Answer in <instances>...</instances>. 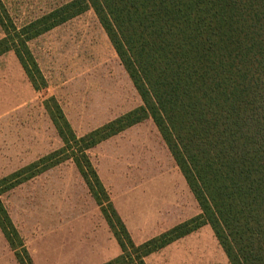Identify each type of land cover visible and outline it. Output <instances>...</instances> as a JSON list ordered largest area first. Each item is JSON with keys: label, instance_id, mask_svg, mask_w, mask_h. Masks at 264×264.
<instances>
[{"label": "trees", "instance_id": "1", "mask_svg": "<svg viewBox=\"0 0 264 264\" xmlns=\"http://www.w3.org/2000/svg\"><path fill=\"white\" fill-rule=\"evenodd\" d=\"M89 10L141 106L77 136L58 102L43 101L62 146L0 179V232L16 262L33 264L2 196L71 161L121 250L104 264H145L204 226L228 264H264V0H71L19 28L0 0V57L12 52L44 90L28 44ZM147 119L200 214L136 246L88 152Z\"/></svg>", "mask_w": 264, "mask_h": 264}, {"label": "rangeland", "instance_id": "2", "mask_svg": "<svg viewBox=\"0 0 264 264\" xmlns=\"http://www.w3.org/2000/svg\"><path fill=\"white\" fill-rule=\"evenodd\" d=\"M70 1L1 0L18 28ZM28 47L47 86L36 93L14 54L0 57V179L62 146L43 108L47 98L58 102L77 136L141 106L91 10L34 39ZM102 153H115V149L91 150L88 156L93 165L102 160ZM72 165L67 161L5 193L2 202L13 223L29 230L60 220L45 216L46 212L67 214L83 207L87 192L72 177ZM120 165V186L144 188L159 200L187 198L188 215L199 211L150 119L120 134ZM198 230L167 250L165 258L172 261L166 264H228L210 228Z\"/></svg>", "mask_w": 264, "mask_h": 264}, {"label": "crops", "instance_id": "3", "mask_svg": "<svg viewBox=\"0 0 264 264\" xmlns=\"http://www.w3.org/2000/svg\"><path fill=\"white\" fill-rule=\"evenodd\" d=\"M98 146H101L102 150L112 147L115 149V153H102V160L95 165L91 164L101 184L107 190L112 206L134 245L138 246L199 215V211L195 209L188 215L187 198L182 200L183 198L179 197L180 200L174 201L159 200L145 192L144 188L132 190V187L120 186V169H122L120 167V134L91 150ZM64 163L47 172L56 170ZM70 169L72 177L78 181V184H82L87 192L82 202L80 201L83 207L71 210L67 214L64 211L46 212L45 216L60 218V220L42 222L29 230L21 223H13L24 241L33 264H104L121 255L116 240L74 164L70 166ZM197 231L147 256L144 259L145 264H166V261H172L165 258L167 250L187 240ZM0 264H18L1 232Z\"/></svg>", "mask_w": 264, "mask_h": 264}]
</instances>
